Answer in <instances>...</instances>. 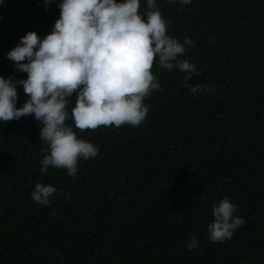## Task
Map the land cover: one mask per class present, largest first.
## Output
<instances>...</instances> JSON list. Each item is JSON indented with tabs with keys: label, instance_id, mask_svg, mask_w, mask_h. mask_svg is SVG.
<instances>
[{
	"label": "trees",
	"instance_id": "trees-1",
	"mask_svg": "<svg viewBox=\"0 0 264 264\" xmlns=\"http://www.w3.org/2000/svg\"><path fill=\"white\" fill-rule=\"evenodd\" d=\"M59 2L0 3V76L27 78L7 53L28 31L50 33ZM155 3L168 35L194 42L180 57L199 73L188 83L215 91L193 95L186 73L154 64L161 90L145 98L140 126L77 130L99 152L75 177L41 173L47 146L33 115L0 122V264H264V0ZM17 93L19 108L22 85ZM36 183L57 189L50 205L31 199ZM224 197L246 223L212 243L207 226Z\"/></svg>",
	"mask_w": 264,
	"mask_h": 264
},
{
	"label": "clouds",
	"instance_id": "clouds-1",
	"mask_svg": "<svg viewBox=\"0 0 264 264\" xmlns=\"http://www.w3.org/2000/svg\"><path fill=\"white\" fill-rule=\"evenodd\" d=\"M52 2L44 0L46 7ZM179 2L188 5L191 0ZM58 8L59 18L50 33L41 39L28 31L7 53L27 78L0 76V122L33 115L41 124L39 139L47 146L40 160L41 173L51 167L75 177L80 159L97 156L99 148L79 138L77 130L140 126L149 112L145 98L161 90L152 72L156 63L186 73L184 86L193 95L215 91L188 83L199 73L194 63L180 57L194 42L185 36L181 43L168 35V22L155 0H146L144 12L140 0H60ZM17 85L23 86L27 97L19 108ZM73 95L74 106L69 111ZM56 193L54 186L36 183L30 195L38 205L48 206ZM237 212L227 197L213 206L214 219L207 226L212 243L230 240L246 223ZM197 246L195 236L185 245L188 250Z\"/></svg>",
	"mask_w": 264,
	"mask_h": 264
}]
</instances>
